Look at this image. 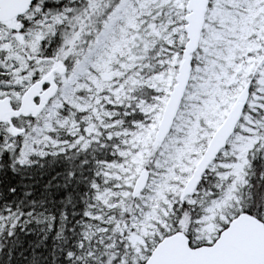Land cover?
<instances>
[{
	"label": "snow or ice",
	"instance_id": "6c2138e0",
	"mask_svg": "<svg viewBox=\"0 0 264 264\" xmlns=\"http://www.w3.org/2000/svg\"><path fill=\"white\" fill-rule=\"evenodd\" d=\"M0 264H264V0H0Z\"/></svg>",
	"mask_w": 264,
	"mask_h": 264
}]
</instances>
